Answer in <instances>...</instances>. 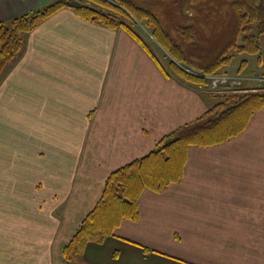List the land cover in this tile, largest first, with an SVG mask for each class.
<instances>
[{"label": "crops", "instance_id": "obj_1", "mask_svg": "<svg viewBox=\"0 0 264 264\" xmlns=\"http://www.w3.org/2000/svg\"><path fill=\"white\" fill-rule=\"evenodd\" d=\"M47 1L0 0V21ZM194 88L166 75L124 29L70 7L28 32L0 76V264H71L62 248L105 177L206 111ZM254 117L248 128L255 126L256 140L262 131L255 162L241 134L214 147L191 145L177 181L145 189L136 219H122L69 261L264 264V106ZM222 147L228 159L211 164Z\"/></svg>", "mask_w": 264, "mask_h": 264}, {"label": "trees", "instance_id": "obj_2", "mask_svg": "<svg viewBox=\"0 0 264 264\" xmlns=\"http://www.w3.org/2000/svg\"><path fill=\"white\" fill-rule=\"evenodd\" d=\"M92 1L94 5L84 0H49L42 7L32 8L11 19L0 21V76L23 46L27 33L65 6L72 8L83 19L110 28L121 27L130 32L166 75L177 77L189 87H196L198 81L201 84L205 83V76L208 74H224L225 66L235 53H256L258 61L261 58L259 34L264 32V0H222V3H219V0H181L180 3L173 0L181 12L174 28L168 21L163 22L152 9L131 0ZM120 3L126 4L132 10L134 18ZM215 4H219V7L223 4L227 6L235 22V31L231 35L228 34L227 40L219 49H208L203 54L206 39L204 31L208 18L214 13ZM104 8H111L116 14L122 12L125 19L104 11ZM191 10H194V13L191 14ZM217 14L218 10L215 15ZM135 19L144 21L142 25L164 49L165 62L145 42L143 35L136 29ZM255 24L256 33L252 32V25ZM239 31L240 38L238 36L235 39V34ZM229 49H233L235 53ZM245 61L241 60L239 67L244 66ZM218 96H224L229 103L236 99H254V103L249 102L243 106L233 103L226 106L223 99L220 101L222 103L216 104L219 108L217 111L213 109L214 106L206 109L193 127L186 128L188 125L184 124L171 130L160 138L151 150L112 170L105 177L100 198L83 217L71 239L62 248L63 256L68 262L74 264L69 261L74 253L79 252L88 242L101 241L105 235L112 233L122 219H136L138 201L145 189L159 192L169 183L177 181L183 173L189 146H207L230 138L240 132L251 116L264 106L263 89L247 90L244 93H222ZM211 111H216L214 116L210 115ZM173 133L177 136L162 143Z\"/></svg>", "mask_w": 264, "mask_h": 264}, {"label": "rangeland", "instance_id": "obj_3", "mask_svg": "<svg viewBox=\"0 0 264 264\" xmlns=\"http://www.w3.org/2000/svg\"><path fill=\"white\" fill-rule=\"evenodd\" d=\"M50 1H66V0H50ZM84 1L94 5L92 0H84ZM131 1H133L135 3H139L145 7L152 9L159 18L163 19V22L168 21V24L172 25L173 28L176 25L177 19L181 15V12H179L180 7H178V5H176V3H173V0H131ZM176 1L178 3L181 2V0H176ZM47 3H48V1H47ZM219 3H222V0H219ZM46 4H44V5H46ZM44 5H41L39 7H42ZM120 5L122 6V8L125 11H128L129 14H131L132 18H134L133 14L131 13L132 10L126 4L120 3ZM218 5H216V4L214 5V7H213L214 13L212 14V16L210 18H208V22H207L206 27H205L204 32H206V39H205V42L203 44V49H204L203 54L208 49H212V48H213V50L219 49V46L223 42L225 43V41L227 40L228 34L231 35L235 31V28H234L235 22H234L232 15L229 14L227 6L223 4V5H220V7H219ZM133 6H135V5H133ZM35 8H38V7H35ZM104 9H105L104 11H106V12L114 13L113 12L114 10H112L111 8H104ZM216 10L219 11V14H217V15H215ZM192 13H194V10H191V14ZM114 14L119 18H124V17H122V15H123L122 12H120V14H116V13H114ZM181 21H182V19L179 20V22H181ZM135 22H136V29L143 35L145 42L148 43L149 46L151 47V49L154 51V53L163 62H165L166 61V54H165L164 49L154 40V38L150 35V32L142 25V23L144 21L142 19L141 20L135 19ZM252 27H253L252 32L256 33V29H257L256 24L252 25ZM115 28H121V27H115ZM121 29H123V28H121ZM128 33H130V32H128ZM239 33H240V31L236 32L235 39H237L238 36L240 38ZM23 34H22V37H23ZM259 41H260V45H261V52H260L261 58L259 61H258V57H257L258 54H256V53H254V54L235 53L233 51V49H229V51L234 52L235 54L233 55L230 62L225 66L226 72L224 74H226V76H229V78L230 77L231 78H239L240 83L237 86H231V84H229L227 87H226V85H217V86H214L212 89L215 91L210 92L209 91L210 85H209L208 76H210L212 74H208L205 76V79H206L205 83L201 84L198 81L197 82L198 84L197 83L195 84V86L198 87L196 89L197 93L201 94L203 100L207 104L208 110L210 107L214 106L213 109H216V111H217V109H219V108L217 107L216 104L222 103L220 101H222L223 99H224V102L226 101V103H225L226 106H230L233 103H235V105H240V106H243L249 102L254 103V99H236V100H233L229 103V100H227L224 96L223 97L218 96L219 94L232 93V92L244 93L247 90L248 91H255L256 89H258V90L263 89L264 90V32L259 34ZM22 48H23V46L17 52V55L19 54V52H21ZM243 59L246 60L245 65L239 67L240 62ZM5 69H6V67H5ZM218 75H220V74L218 73L216 76H218ZM168 76L170 77L171 75H168ZM171 78L175 79L179 84L186 86L188 88H191L187 85H184L181 82V80H179L177 77H171ZM225 87H226V89L231 88L233 90H230L229 92H223V91H225L224 90ZM216 92H222V93H216ZM244 101H246V103H243ZM216 111H211L209 113H210V115L214 116ZM254 114L251 116V118L247 122L246 126L240 132L231 136L230 138H227L224 141L217 142L215 144H210L207 146L214 147L216 145L225 143V142L229 141V139L234 138L236 136H239L241 134L242 135L241 138H239V140H237V141H239L240 143L246 142L248 144H251V142H252L253 148H252V152L249 153V159H253V162H255L256 145L258 144L256 141H259L260 135H261L260 132L262 133V131H258L257 136L259 139L256 140L255 126L252 128H248V125H249V122L251 121V119L254 118V120H255ZM40 121H42V120H40ZM187 125L188 126L186 128H189V127H193L192 125H194V124L191 125L190 123H188ZM43 126L44 125H41V127H43ZM263 127H264V125H263ZM263 132H264V130H263ZM45 134H46V131L43 130V131H41L39 137L41 138ZM31 135L32 134H30V136ZM176 136H177L176 133L169 134L164 139V142H162V143H165V142L169 141L170 139H173ZM9 137L12 140L16 139L14 137L13 133L9 134ZM29 138L30 137H28V135L25 136V140L28 141ZM235 143H237V142H235ZM188 149H187V153H188ZM237 149H239L241 151V153L243 152V149H241V148H237ZM223 150H224V147L216 148V150H213V153H211V154H213V156L209 159V162L211 164H217L218 165L220 162L222 163V161L224 162V160H227L228 159L227 153H225ZM242 154H245L246 156L248 155V153H245V152H243ZM186 160H187V154H186ZM247 173H248V171H247ZM247 173H246V175H254L255 174V168L251 169L249 174H247ZM251 181H253V180H251Z\"/></svg>", "mask_w": 264, "mask_h": 264}, {"label": "built area", "instance_id": "obj_4", "mask_svg": "<svg viewBox=\"0 0 264 264\" xmlns=\"http://www.w3.org/2000/svg\"><path fill=\"white\" fill-rule=\"evenodd\" d=\"M217 74H212L208 76L209 79V85H210V92H213L215 90H212L214 86L217 85H226V87L231 84V86H237L240 83L239 78H229V76H226V74H220L216 76ZM224 88L225 91L223 92H229L230 90H233L231 88ZM216 93H222V92H216Z\"/></svg>", "mask_w": 264, "mask_h": 264}]
</instances>
